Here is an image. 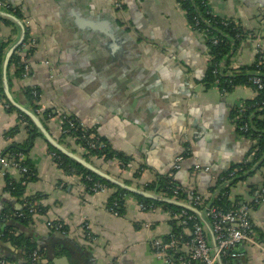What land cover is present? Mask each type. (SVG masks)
<instances>
[{
	"label": "crops",
	"instance_id": "0c3cea01",
	"mask_svg": "<svg viewBox=\"0 0 264 264\" xmlns=\"http://www.w3.org/2000/svg\"><path fill=\"white\" fill-rule=\"evenodd\" d=\"M4 1L21 14L26 33L37 41L26 78L17 80L8 69L9 91L31 109L21 89L38 87L40 109L57 115L43 126L61 146L85 161L90 157L63 137L60 116L71 117L130 160V168L117 161H87L112 178L146 191L148 184L172 173L179 185L205 198L218 176L250 158L254 142L236 133L230 112L253 100L256 91L237 87L223 94L204 87L205 45L177 8L178 0H122L121 9L114 7L115 0ZM207 1L216 16L239 20L250 32L234 54L239 66L253 65L255 45L264 41L256 14L264 7L257 0ZM0 36L11 46L18 30L0 22ZM8 107L0 103V156L27 138L25 130L10 135L22 121ZM26 152L35 178L22 182L20 199L6 191L13 182L7 184L0 165V215L20 210L22 199L36 201L44 214L34 216L26 232L46 252L48 264H164L153 255L151 242L170 234L169 212L141 211L130 195L124 215H115L107 208L113 190L87 192L80 177L57 163L59 152L38 131ZM178 157L183 159L174 170ZM195 166L208 172L194 173ZM248 172L229 189L230 199L253 208V228L264 235V201L253 207L254 199L264 200V167ZM10 174L16 182L23 179ZM47 222H59L65 231L52 230ZM84 223L95 240L84 237ZM243 251L239 264H264L258 250ZM0 258L26 263L21 251L1 238Z\"/></svg>",
	"mask_w": 264,
	"mask_h": 264
},
{
	"label": "trees",
	"instance_id": "16d2710c",
	"mask_svg": "<svg viewBox=\"0 0 264 264\" xmlns=\"http://www.w3.org/2000/svg\"><path fill=\"white\" fill-rule=\"evenodd\" d=\"M178 2L185 13V19L188 26L194 32H201L205 36L204 51L209 57L212 58L211 62L207 66L205 77L202 80L204 87L206 89L217 87V89L223 94L230 93L237 87L252 88L256 91L255 98L253 100L246 101V103L244 104V113L242 114V118L238 120V126L247 124L249 127V130L246 134H239L254 142V145L249 154L250 161L244 164L242 163L240 165L232 166L228 171L218 176L215 186L210 189L211 196L209 198L204 199L206 206L215 207L217 209L222 210L223 212L233 211L247 204H240L239 202H237L236 199L232 201L230 199L229 189L233 187L234 184H236L237 182L242 181L245 178V174L249 173V170H251L250 173H252L257 169L259 170L260 168L264 167V90H257L255 85H253L251 82V76H249V72L252 71H259L264 76V69L262 68V66H258V61L256 59L255 63L251 66L247 67L244 65H240L238 69L229 70L231 54L236 51V49L240 46L241 43H244L248 39V37H250V32L245 30L240 24L235 25L231 22L226 25L224 23L225 20L219 18L218 16H213L209 12L208 8L203 6L202 0H178ZM0 4L8 6V11L14 13L12 8L4 0H0ZM14 14L18 18L23 19L19 12H15ZM0 22L9 26L13 25L12 23L5 20H0ZM29 38L30 37L27 32L24 42H27ZM213 40L218 41L216 44H213ZM8 46L9 41L5 43H0V103L3 105H7L8 103L4 97L2 90L1 65L5 51L8 49ZM9 72L10 76H14L15 79H22V74L24 72L22 59L16 53L10 59ZM21 92L24 98L26 99V102L30 105L31 110L35 112L40 109V106L38 104L40 96L37 86L24 87L21 89ZM8 110L11 112H16L20 116V120L22 121L20 125H18L14 128V130L11 131L10 135L18 134V132H20L21 130H25L27 137L23 145L14 147L3 155L8 161H18V163H21L28 169V173L22 175L23 179L19 182L14 181L9 172H6V174L4 175L7 184L11 181L13 182L11 186L7 185L6 191H8L12 197L20 199L24 192L22 182L28 183L30 181H33L35 178V172L33 171V167L31 166L30 161L28 160L26 148L30 142L31 137L33 135H36L37 130L26 116L20 114L11 106L8 107ZM238 115L239 109H231V120L236 118V116ZM56 116L57 115L54 114L52 110H43L41 116L39 117L42 124L46 127V122H48V120L52 118H55ZM61 117L60 120L62 131L69 128V125L67 124L69 121L74 123L76 127L82 125L71 117L69 118L67 116H64L65 120H62ZM20 126H23V129H21ZM89 135L95 136L97 139H99V141L106 145V148L104 150H95L90 151V153H87L90 156L89 159L87 158V161L91 163L101 161H117L124 166H126L130 162V160L124 157L123 154L114 151V149L111 148L108 142L99 138L97 134L90 128L85 127L84 132L81 130L76 132L70 130L69 135L63 134V137H66L67 139L75 137L77 138V141H75L76 144L80 145L81 147H86V143L94 141V139L88 138ZM19 154L23 155L24 158H19ZM55 155L57 157V163L62 166V169L65 172L71 175L74 173V175H77L81 178L82 182L86 187L87 192L91 193L90 189L95 183L104 184L108 187V189L113 190V195L108 203L107 208L117 216L124 215L126 197L130 195L138 201V204H143L149 209L161 208L163 211L170 212L172 214H179L182 211V209L175 206H170L160 202L144 199L142 197L130 194L121 189L116 190L110 183L101 180L100 178H98L88 170L84 169L82 166L69 160L65 156L57 152H55ZM134 176H136L137 178L138 174L136 173L134 174ZM177 184L178 183L174 181L173 178L171 179L165 177L159 178L157 181L148 184L144 188L148 192H156L163 194L166 193L164 195H166L167 197H171V187ZM262 193H264V189ZM178 199L186 201V194L180 195ZM261 199L262 197H260L259 201H261ZM35 202L36 201L34 199L25 198L20 200V210H17L16 212L4 210L1 213V240L10 243L17 250H20L23 257L26 258L25 264H29L31 255L33 253H36V255H38L40 263L48 264L49 260L47 258L46 252L43 249H39L37 245L31 241L30 236L26 232L28 226L33 223L34 216L44 214L43 210L38 207ZM253 203L251 204L253 205ZM35 205L37 207V211L34 214H31L29 212V209L32 206L35 207ZM255 206L256 205L254 204L253 207ZM196 208H198V210H201V208L199 207ZM207 220L209 221V219ZM169 224L171 231L170 234L163 237L165 241H170L171 237L179 238L181 243H186L187 241H189L190 237H188V235L184 232V227L176 225V222L173 220H171ZM192 227L193 222H188L187 228L190 230L192 229ZM64 231L65 229L63 228L60 230V232ZM253 231L258 235L260 239H264L263 234H261L254 228ZM243 250L244 249L240 246H236L227 250L225 255L221 258L222 264H239L242 261L243 256L240 257L238 256V254L242 253L244 255ZM182 255L183 254L180 252L175 256V258H177V256L179 257ZM233 255H235L236 257H232ZM0 261H5V263H7L9 262V259L0 258Z\"/></svg>",
	"mask_w": 264,
	"mask_h": 264
},
{
	"label": "built area",
	"instance_id": "2783aa9c",
	"mask_svg": "<svg viewBox=\"0 0 264 264\" xmlns=\"http://www.w3.org/2000/svg\"><path fill=\"white\" fill-rule=\"evenodd\" d=\"M185 1V0H184ZM202 4L204 7L208 8L209 12L216 16L215 13L212 11L211 7L208 6L207 0H202ZM123 6L122 0H115V8L121 9ZM177 8L180 11L182 10L181 5L179 2L176 3ZM0 8H4L7 10L6 5L0 4ZM184 13V12H183ZM185 15V13H184ZM256 21L255 24L264 25V10L258 11L256 14ZM255 20V19H254ZM26 21V20H25ZM234 23L235 25L242 24L239 20H225V24L228 25L229 23ZM200 36V39H202L203 42H205L204 38L205 36L201 33H197ZM218 40H213V44H216ZM6 40L0 36V43H5ZM37 47V41L35 38L30 37L27 42H24L21 47L17 50L16 54L21 57L22 64H23V77H27L30 73V65H29V56L34 50H36ZM256 59L258 61V66H262L264 69V41H257L256 45ZM29 52V53H28ZM231 61L229 65V70H235L239 68V65L237 63L235 54H231ZM211 57L207 55V66L211 62ZM255 63V62H254ZM249 76H251V82L253 85H255L257 90H264V76L259 71H252L249 72ZM217 86V85H215ZM225 94V93H224ZM35 95V94H34ZM264 105V103H263ZM6 107H8L6 105ZM244 103H240L236 109H239V115L236 116V118L232 119V125L235 128L236 133H242L246 134L249 130V127L247 124H243L241 126H238V120L242 118V114L244 113ZM38 117L41 116L42 110L39 109L34 112ZM61 117V116H60ZM62 120H65V117H61ZM69 128L65 129L63 133L65 135H69L70 130L72 131H83L85 130V127L83 125H80L79 127H76L74 123L68 122ZM89 139H94V141H90L86 143V147H82L86 153H90V151L95 150H104L106 148V145L99 141L95 136L88 137ZM71 141L75 142L77 141V138L72 137L70 138ZM19 158H24L23 155L19 154ZM182 157H178L175 160V164L173 169H178V164L181 163ZM20 160V159H19ZM250 161V158L246 160L244 163ZM119 163V162H118ZM243 163V164H244ZM122 165L121 163H119ZM0 165L3 168V175L6 174V172H17L21 175H25L28 173V169L23 166L21 163H18V161H8L6 157L0 156ZM124 166V165H123ZM127 168H130L131 165L127 164ZM208 172V169L202 168L199 166H195L194 173H203ZM168 178H173V174L169 173ZM84 185V183L82 182ZM11 185V183L9 184ZM84 188L86 189L85 185ZM108 187L101 183H95L93 187L90 189L91 193H98L102 191H106ZM158 195H161L163 197H167L166 193H157ZM172 196L168 197L170 199H175L177 201H180L185 204H189L192 207L196 208L199 207L201 210L200 212H203L206 219H209V223L211 225L215 242H216V248L217 252L215 253L212 249V247L209 244V238H208V232L202 221L198 218V216L189 213L185 210H182L179 214H172L169 212L170 220H173L176 222V225L184 227V232L190 237L189 241L186 243H181L179 238L171 237L170 241H165L163 238L154 239L151 242V248L153 251V255L163 261L164 264H217V256L222 258L227 250L240 246L243 249L244 248H251L256 249L259 252H261L264 255V239H260L258 235L253 231V225L251 222V213L253 211L252 207L250 205H243L239 207L238 209H235L233 211L229 212H223L220 209H217L215 207L206 206L204 199L205 197L201 196L200 194L196 193L194 189L190 188H184L180 185H173L171 187V193ZM186 194V201L185 200H179L178 198L180 195ZM188 199V201H187ZM264 200L261 199V201L258 200V198L254 199V204L258 205L261 204ZM141 211H151L155 210V208L149 209L147 206L143 204L138 205ZM35 207H31L29 209V212L31 214H34L37 209ZM198 209V208H196ZM193 222L192 229L187 228L188 222ZM49 228L60 231L63 226L59 222H47L46 224ZM81 232L83 233L84 237L89 240L93 241L95 240L89 230V226L84 223L81 227ZM0 238H2V234L0 233ZM182 253V256H175L179 253ZM173 253V254H170ZM238 256H243L242 253L238 254ZM232 257H236L233 255ZM0 264H7L5 261H0ZM29 264H40V260L38 255L36 253H33L31 255V259Z\"/></svg>",
	"mask_w": 264,
	"mask_h": 264
},
{
	"label": "water",
	"instance_id": "95a60500",
	"mask_svg": "<svg viewBox=\"0 0 264 264\" xmlns=\"http://www.w3.org/2000/svg\"><path fill=\"white\" fill-rule=\"evenodd\" d=\"M257 2L264 7V0H257ZM0 20H5L10 23H12L18 30V38L17 40L9 46V48L5 51L3 60H2V65H1V71H2V84H3V92L4 96L7 100V102L10 104L12 108H15L17 111H19L21 114L26 116L34 125V127L37 129L38 134L43 137L46 143H48L52 148H54L56 151H58L60 154L63 156L69 158L71 161L74 163L82 166L84 169L88 170L98 178H100L103 181H106L110 184H112L116 190L121 189L124 190L130 194L142 197L144 199L160 202L163 204H167L170 206H175L178 207L182 210H185L189 213H192L202 221L204 226L207 229L208 232V238H209V244L212 247L213 251L216 253L217 248H216V242L214 238V234L211 228V225L209 221L206 219L205 215L203 212H200L198 209L192 207L189 204L182 203L180 201H177L175 199H170L168 197H163L161 195H158L156 192H147L142 189L130 186L128 184L122 183L108 174L104 173L97 167L93 166L92 164L88 163L81 157L77 156L73 152L69 151L67 148L61 146L59 143H57L52 137L47 133L45 130L42 122L40 121L39 117L32 111L31 109H28L20 104H18L14 98L12 97L10 91H9V83H8V69H9V62L12 56L17 52V50L21 47V45L25 41V36H26V27L23 24L22 19L18 18L15 16L13 13L10 11L0 8ZM115 190V191H116ZM217 264H222L221 258L217 256Z\"/></svg>",
	"mask_w": 264,
	"mask_h": 264
},
{
	"label": "rangeland",
	"instance_id": "374dc122",
	"mask_svg": "<svg viewBox=\"0 0 264 264\" xmlns=\"http://www.w3.org/2000/svg\"><path fill=\"white\" fill-rule=\"evenodd\" d=\"M178 2V1H177ZM114 6H115V4H114Z\"/></svg>",
	"mask_w": 264,
	"mask_h": 264
}]
</instances>
